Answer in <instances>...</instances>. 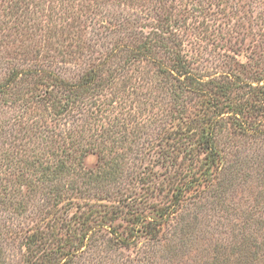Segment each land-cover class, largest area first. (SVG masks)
Returning <instances> with one entry per match:
<instances>
[{"label": "rangeland", "instance_id": "obj_1", "mask_svg": "<svg viewBox=\"0 0 264 264\" xmlns=\"http://www.w3.org/2000/svg\"><path fill=\"white\" fill-rule=\"evenodd\" d=\"M0 264H264V0H0Z\"/></svg>", "mask_w": 264, "mask_h": 264}, {"label": "trees", "instance_id": "obj_2", "mask_svg": "<svg viewBox=\"0 0 264 264\" xmlns=\"http://www.w3.org/2000/svg\"><path fill=\"white\" fill-rule=\"evenodd\" d=\"M30 2H24L23 6H18V4H15V11L16 12H20L22 15H25L29 12L30 10ZM13 10V9H12ZM176 44V43H175ZM163 46V44H162ZM165 47V46H163ZM169 49V48H168ZM148 52V48L146 46H141V48L138 50V55H144L147 54ZM171 54H173L174 57V65L172 67V71L173 73H175L176 75L174 76L172 72L164 69V72L167 73L169 76L175 78L177 77H182V78H197L195 77V74L189 64V62L187 61L185 55H182L176 51H169ZM92 78H90V80L88 82L83 83V85H87V83H89L91 81ZM158 224L159 223H154V222H146L144 223L142 226L143 228H145V230L148 231V233H150L151 235H156V233H158Z\"/></svg>", "mask_w": 264, "mask_h": 264}]
</instances>
